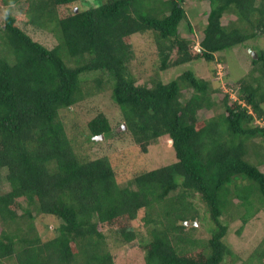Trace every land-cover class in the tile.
<instances>
[{"label": "trees", "instance_id": "16d2710c", "mask_svg": "<svg viewBox=\"0 0 264 264\" xmlns=\"http://www.w3.org/2000/svg\"><path fill=\"white\" fill-rule=\"evenodd\" d=\"M78 1L85 6L64 13ZM0 5L9 9L0 22V264H117L107 230L141 248L143 264H237L225 218L240 219L241 233L264 210V49L254 47L250 70L222 86L191 68L169 81L160 73L198 60L212 64L220 52L264 39V0ZM194 7L198 17L190 15ZM22 24L53 34L56 44L48 46ZM138 35L151 39L160 61L148 81L135 70L147 57L136 54ZM91 82L111 86L126 125L121 133L135 142L128 158H145L127 177L111 155L94 156L95 136L115 133L99 105L82 124L78 107L92 98ZM202 109L213 114L201 119ZM63 112L73 114L70 125ZM163 138L175 157L148 161ZM200 208L210 217L209 237L184 223L204 219ZM38 214L58 219L53 237L38 234ZM240 264H264V238Z\"/></svg>", "mask_w": 264, "mask_h": 264}, {"label": "rangeland", "instance_id": "374dc122", "mask_svg": "<svg viewBox=\"0 0 264 264\" xmlns=\"http://www.w3.org/2000/svg\"><path fill=\"white\" fill-rule=\"evenodd\" d=\"M84 6L85 4L82 3V1H78L77 4H73L71 7H66L67 10L64 13L71 12L72 9H78V7ZM205 7L206 9L209 8L208 2H205ZM7 13H9V9L5 5H0V22L4 19ZM190 13L191 16L196 15L198 17L199 8L194 7L193 11H190ZM229 19L230 18H226L225 22L227 23ZM23 26L25 29H27L28 32L33 34V36L35 35L37 39L41 40L48 46L52 47L56 44V37L53 34L43 32L42 30L37 28L36 30L32 28L31 25ZM134 47L137 56H147L146 58H144V60L142 59L143 64L141 65V68H138V66L135 65V70L137 73H139V70L143 71L141 72L142 75L140 74L139 76L142 78V80L145 79L144 81H148V78L150 76H156L157 74V65L160 63V61L156 59L157 49L152 45L151 39H149L147 35L136 36L134 38ZM254 47H257L258 49H264V39H254L249 41L247 44L238 45L234 49L218 53L219 60H221L220 56L223 55L227 58L226 63L217 60L216 62L214 61L212 62V64H209L205 60H198L186 66L163 71L160 73V76L164 81H169L183 73L185 68H191L195 71L197 76L211 79V81H213L216 85H218L216 82H218L219 85H225L229 80L235 81L250 70V68L252 67L251 56L253 54L250 49H254ZM218 69L222 70V72L217 74ZM94 75L95 73L91 72L86 76L90 78ZM106 78L107 80H109L111 76L109 77L108 75H106ZM217 79L221 80V82L217 81ZM89 84L93 86L94 92L90 96L92 98L87 102L84 101L78 107L80 116L84 119L82 124H86V122L92 118L93 114L98 112V107L100 106V109H103L111 119L113 132L115 133L111 137H105V135H103V137H99L98 139H96L93 147V153H95L94 156L103 154L111 155L110 157L115 162L114 164L116 168L120 170V173L123 176L127 177L128 175L133 174V171L138 169L139 166L143 167V165H145V158L141 155H136L134 159L131 157L128 158V152L131 149H134L133 153L135 155V142L128 133H121V131L125 130V128H123L124 121L123 117L121 116L117 107L111 99V86L109 84H105V87L101 88L99 85H96V82H91ZM224 89H228V87L225 86ZM183 93L186 96H190L192 94V90L187 89L184 90ZM212 114L213 111L209 109H202L198 113L201 119L210 117ZM62 116L64 117V120L67 122V124L70 125V121L73 120V114L71 112H63ZM260 124H264L263 121H261ZM67 129L72 135L74 129L71 126H67ZM77 139L84 146L88 143L85 141L84 136H78ZM166 144L170 145V142L168 141V139L163 138L158 141L157 145L151 147V150L146 157L148 158V161H150L151 159H158L161 160V162L165 160L171 161L173 157H175V152L171 149L170 151L169 148L166 147ZM127 158L128 161H126ZM262 169L264 170V166H262ZM2 188L5 191L8 189V185L2 182ZM195 201L199 202V199H195ZM200 209L204 219H196L198 220V229L196 230V234L202 238L209 237L211 235L212 227L210 217L205 212L204 208ZM142 214L143 212L141 213V215ZM233 214L236 215L235 217H240L242 211L237 210ZM225 220L228 221V225L230 227L228 236L226 237L227 243L231 246L233 251L238 256L237 264H240L241 262L249 258L251 253L257 249L258 245L264 238V210L260 211L254 217H252L251 220L247 224H245L241 233H239V230L242 227L243 223L240 219L225 218ZM35 222L37 232L38 234H40L41 238H51L56 234V228L59 224V221L56 217L45 214H38L35 218ZM193 224H195L194 221L190 222L189 225ZM136 226L139 229L140 235H142L146 231V228L143 227V221L141 219L137 220ZM111 231L112 230H107L106 233L110 248L115 254L117 264H143V251L141 250V248H133L128 244L124 245V243L120 241L121 239ZM229 259L232 260L231 258Z\"/></svg>", "mask_w": 264, "mask_h": 264}, {"label": "water", "instance_id": "95a60500", "mask_svg": "<svg viewBox=\"0 0 264 264\" xmlns=\"http://www.w3.org/2000/svg\"><path fill=\"white\" fill-rule=\"evenodd\" d=\"M251 51H252V49H251ZM254 57H258V54L256 53V52H254L253 51V54H252ZM123 128H126V125L125 124H123ZM103 135L104 134H100V135H98V136H95V139H98L99 137H103ZM186 225H189L190 224V221H185L184 222ZM194 223H195V225H198V220H195L194 221Z\"/></svg>", "mask_w": 264, "mask_h": 264}, {"label": "clouds", "instance_id": "9594fccd", "mask_svg": "<svg viewBox=\"0 0 264 264\" xmlns=\"http://www.w3.org/2000/svg\"><path fill=\"white\" fill-rule=\"evenodd\" d=\"M252 49V53H253V51H254V49L253 48H251ZM251 49H250V51H251ZM254 52H256V51H254ZM257 53V52H256ZM258 54V53H257ZM222 72V70H220V69H218V73H221Z\"/></svg>", "mask_w": 264, "mask_h": 264}]
</instances>
